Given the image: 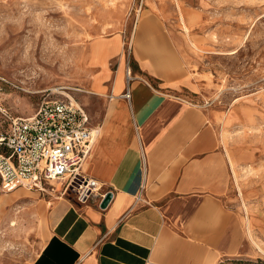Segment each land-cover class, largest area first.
Here are the masks:
<instances>
[{
  "label": "crops",
  "instance_id": "1",
  "mask_svg": "<svg viewBox=\"0 0 264 264\" xmlns=\"http://www.w3.org/2000/svg\"><path fill=\"white\" fill-rule=\"evenodd\" d=\"M140 21L133 74L128 58L112 81L103 71L90 91L101 95L102 110L96 123L89 117L98 135L82 169L98 180V193L79 202L59 187L52 194L18 188L37 196L36 213L47 223L26 264H218L242 248L221 114L200 105V81L160 21Z\"/></svg>",
  "mask_w": 264,
  "mask_h": 264
},
{
  "label": "rangeland",
  "instance_id": "2",
  "mask_svg": "<svg viewBox=\"0 0 264 264\" xmlns=\"http://www.w3.org/2000/svg\"><path fill=\"white\" fill-rule=\"evenodd\" d=\"M150 16L200 81V105L221 114L245 237L218 264H264V0H0V132L56 97L73 98L96 123L92 83L103 71L112 81L128 58L133 74L131 40ZM18 188L0 186V264L30 261L47 234L37 196Z\"/></svg>",
  "mask_w": 264,
  "mask_h": 264
},
{
  "label": "built area",
  "instance_id": "3",
  "mask_svg": "<svg viewBox=\"0 0 264 264\" xmlns=\"http://www.w3.org/2000/svg\"><path fill=\"white\" fill-rule=\"evenodd\" d=\"M122 96L130 98L128 88ZM97 135L98 128L71 97L43 100L29 116H10L0 132L2 190L22 187L52 194L59 187V195L71 191L79 202L87 201L101 188L82 169Z\"/></svg>",
  "mask_w": 264,
  "mask_h": 264
},
{
  "label": "water",
  "instance_id": "4",
  "mask_svg": "<svg viewBox=\"0 0 264 264\" xmlns=\"http://www.w3.org/2000/svg\"><path fill=\"white\" fill-rule=\"evenodd\" d=\"M111 197V193L107 192L104 197L102 198L101 202H100V207L101 208H105L110 200Z\"/></svg>",
  "mask_w": 264,
  "mask_h": 264
}]
</instances>
